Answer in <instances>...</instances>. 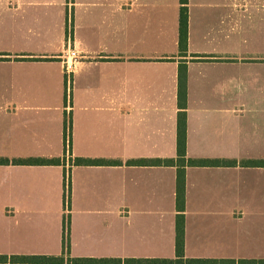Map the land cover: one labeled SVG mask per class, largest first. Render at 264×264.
Instances as JSON below:
<instances>
[{
  "label": "crops",
  "instance_id": "1",
  "mask_svg": "<svg viewBox=\"0 0 264 264\" xmlns=\"http://www.w3.org/2000/svg\"><path fill=\"white\" fill-rule=\"evenodd\" d=\"M180 8L0 0V212L24 235L42 243L67 171L73 220L119 250L71 257H176L177 167L133 161L177 158L183 64L187 158L228 163L186 168L185 257L264 259V166L244 164L264 161V0H189L184 55Z\"/></svg>",
  "mask_w": 264,
  "mask_h": 264
},
{
  "label": "trees",
  "instance_id": "2",
  "mask_svg": "<svg viewBox=\"0 0 264 264\" xmlns=\"http://www.w3.org/2000/svg\"><path fill=\"white\" fill-rule=\"evenodd\" d=\"M180 27H179V49L181 55L188 52L189 41V0H180ZM178 124H177V158L157 159L152 161H133L139 165H158L177 167V187H176V257L175 258H119V257H70L66 254L47 255H4L0 254V264H264V259H206V258H186L185 257V207H186V168L188 166H212L226 165L227 162L221 160L189 159L187 158V66L181 64L179 69L178 82ZM7 159L0 158V164H7ZM22 164L34 163L35 161H19ZM45 164H60L58 159H48L41 161ZM114 161L92 160L78 158L76 164L79 165H103L114 164ZM237 164V162H234ZM246 165L264 166V161H248ZM67 171H65V189L70 187L67 184ZM67 192L65 193L66 196ZM70 210V209H69Z\"/></svg>",
  "mask_w": 264,
  "mask_h": 264
},
{
  "label": "rangeland",
  "instance_id": "3",
  "mask_svg": "<svg viewBox=\"0 0 264 264\" xmlns=\"http://www.w3.org/2000/svg\"><path fill=\"white\" fill-rule=\"evenodd\" d=\"M69 48L63 53L62 57L68 56ZM67 184L70 187L65 189L66 196L57 202L49 203L48 212V230L46 237L42 238V243L37 242L34 236L23 234L22 228L15 226V221H9L6 213L0 212V254L4 255H32L48 254L57 255L65 253L66 258L73 256H92L97 254L101 256L116 252L118 250V240L111 241V244L104 240H97L88 235V231H83L73 220V197L71 190L70 174L67 175ZM6 206V203L0 202V210ZM70 209V210H69ZM56 213V215H55ZM24 222V219L18 218L17 222ZM92 221L91 218L87 222ZM17 231V232H16ZM13 232L15 234H9ZM24 232V231H23ZM167 236V235H166ZM162 240V238H161ZM106 241V240H105ZM161 243V242H160ZM39 246V247H37ZM106 247L105 250L103 248ZM111 249V250H109ZM114 249V250H112ZM163 252V251H160Z\"/></svg>",
  "mask_w": 264,
  "mask_h": 264
},
{
  "label": "built area",
  "instance_id": "4",
  "mask_svg": "<svg viewBox=\"0 0 264 264\" xmlns=\"http://www.w3.org/2000/svg\"><path fill=\"white\" fill-rule=\"evenodd\" d=\"M78 57H79V52L75 49H69L68 56L62 57L68 94L71 93V87L73 83V75H74L73 59L77 61Z\"/></svg>",
  "mask_w": 264,
  "mask_h": 264
}]
</instances>
